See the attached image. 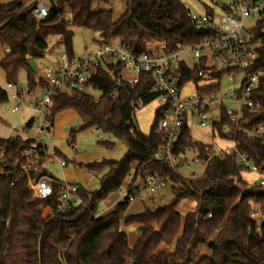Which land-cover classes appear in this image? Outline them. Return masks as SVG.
Here are the masks:
<instances>
[{"label":"trees","instance_id":"trees-1","mask_svg":"<svg viewBox=\"0 0 264 264\" xmlns=\"http://www.w3.org/2000/svg\"><path fill=\"white\" fill-rule=\"evenodd\" d=\"M30 1H0V46L8 49L0 63L7 82L17 84L19 74L25 71L27 85L34 94L44 82L29 67L28 56L37 62L42 59L51 36H58L59 44L74 56L73 27L98 32L102 42H123L134 53L144 52L153 41L175 47L213 37L210 28L198 27L181 0H125V12L118 19L110 9L95 11L94 0H47L51 8L44 20L32 14ZM260 37L262 45L257 48L253 71L264 68V34L258 30ZM184 76L198 81L196 71L187 70ZM116 79L103 69L96 72L88 85L91 91L100 92L98 100L91 91L73 89L59 90L53 97V122L57 114L72 109L81 120V129L97 127L128 147L119 160L86 165L93 173L106 171L93 189L76 183L80 205L59 210L56 184L49 197L34 198L22 168L28 162L22 151L33 141L21 136L0 138V156L4 154L9 165L0 179V264H264V224L260 234L251 217L253 206H260L264 212V191L243 178L245 167L233 155L214 156L213 147L194 141L189 128L182 131L173 152L196 151L207 164L204 172L188 178L168 164L157 162L154 154L165 145V135L156 129L161 108L148 134L141 132L135 110L137 102L143 106L156 99L157 93L152 91L154 77L142 74L133 85L122 82L117 95L110 97L107 93L116 87ZM255 97L260 105L245 109L240 122L243 130L233 129L228 137L220 128L218 133L235 141L241 152L264 169V132L256 137L247 132L264 124V78ZM8 101L7 90L0 87V104ZM32 123L31 119L24 130ZM98 143L107 148L114 146L110 141ZM65 160L68 166L70 160ZM134 163L136 172L151 169L168 176L172 201L132 214H127L129 202H118L111 212L98 216L100 203L123 186ZM42 175L53 176L44 166L34 177ZM184 199L193 200L195 207L183 219L177 207ZM48 206L52 213L44 215ZM134 223L139 225L141 237L130 245L123 226ZM161 244L173 245V250L158 252Z\"/></svg>","mask_w":264,"mask_h":264},{"label":"built area","instance_id":"built-area-1","mask_svg":"<svg viewBox=\"0 0 264 264\" xmlns=\"http://www.w3.org/2000/svg\"><path fill=\"white\" fill-rule=\"evenodd\" d=\"M205 1L208 4H204L202 14L189 9V15L196 21L198 27L210 28L213 37L195 44H177L173 47L166 42L153 41L147 45L144 52L134 53L125 43L115 40L109 43L102 42L86 58H76L67 52L63 53L57 69H47L41 77L44 82L40 88L42 95L31 105L32 126L37 122L38 131L44 137H49L54 123L51 120L54 95L62 89L90 93L92 88L88 83L99 69L117 78L116 87L107 93L110 97L117 95L122 82L133 85L139 81L142 74H150L154 77L152 91L157 93L155 100L162 111L156 129L158 133L165 135V145L154 154V159L159 163L168 164L181 175H186L182 171L186 166V154L177 155L173 148L182 131L185 128L190 129L189 120L195 118L201 126H206L210 119L209 108L219 105L222 114L213 118L214 129L220 128L225 137L230 136L233 129L243 130L240 122L245 109L260 105L255 95L259 93L264 78V68L253 71L258 59L257 48L262 45V38H258V30L264 34V0ZM29 4L32 14L38 20H44L48 16L51 6L47 0H31ZM65 18L70 19L68 12L65 13ZM246 20H250V23ZM187 70L196 71L198 81L192 78L185 79ZM237 74L243 75L241 87L235 88L232 94H226V99L220 98L222 79L229 76L231 81L235 82ZM218 75L222 77L219 78ZM188 86L191 87L190 90H187ZM6 90L9 100L14 101L12 111L19 110L25 105L24 95H34L28 85L24 92L14 83L6 82ZM140 107L141 103L137 102L136 113ZM247 132L252 137L261 136L264 124L248 129ZM43 140L44 138L37 145L33 143L31 147L22 151L28 159L22 168L26 173L32 196L47 198L54 193L56 184L60 191L59 210L69 205H80L81 201L75 195L78 190L75 182L54 175L34 177L52 156ZM226 140L231 144L218 150L213 147L212 154L220 157L226 154L235 156L239 165L256 175L253 184L264 191V169L256 166L246 153L241 152L235 141ZM70 145L75 148L73 140ZM195 160L201 161L198 156ZM56 161L62 168L67 166L65 158L57 157ZM6 162L7 158L2 154L0 179L9 168ZM127 178L121 202L131 203L146 194L153 195L170 184L168 176L151 169L129 173ZM50 213L52 209L48 206L44 215ZM251 217L256 223L258 233L261 234L264 212L260 206L252 207Z\"/></svg>","mask_w":264,"mask_h":264},{"label":"rangeland","instance_id":"rangeland-1","mask_svg":"<svg viewBox=\"0 0 264 264\" xmlns=\"http://www.w3.org/2000/svg\"><path fill=\"white\" fill-rule=\"evenodd\" d=\"M181 2L190 10H194L198 14H202L204 11V4H208L205 0H181ZM114 7V18H120L126 9V2H117L113 5ZM110 7L103 5H94V10L109 9ZM250 23V20H246ZM74 36L72 41L73 55L76 58H86L91 52H94L102 43V39L98 32L82 27H73ZM60 38L58 36H51L48 39V48L42 59L38 61L39 75L44 76V72L47 69H57L58 61L63 53L66 52L64 46L59 44ZM3 49L0 46V50ZM242 74L235 76L236 81L233 82L229 76H225L221 81V91L219 93L220 98L226 99V94H232L234 89H239L242 83ZM17 87L26 92L27 88V73L21 71L18 78V83L15 84ZM191 87H187L190 90ZM91 93L99 97L100 92L91 91ZM34 95L41 96L42 91L38 90ZM24 95L25 105L16 111H12L11 107L14 101L10 99L8 102L0 104V137H12L15 135H23L28 139H31L35 145H37L41 139L44 138L43 143L48 146L50 154L52 156L46 161L45 168L48 169L54 176L63 178L67 170L77 172L78 176L75 179V183L84 185L87 188H95V183L98 182L99 178L106 171L103 170L100 173H93L86 167L87 164L98 162L102 160H119L126 153L128 147L127 144L121 140L116 139L110 134H105L102 130L97 127H91L87 129H77L81 127L82 123L78 115L75 114L72 120L58 129H53L49 137H44L38 131V123H34L32 127L23 129L26 123L32 118V110L30 102L34 100L35 96ZM36 98V97H35ZM230 106L229 104H227ZM159 108L157 100H153L147 105H143L136 113L137 122L142 133L148 134L151 126L154 122L156 111ZM210 119L206 126H201L197 119L193 118L189 120V127L191 136L194 141L202 142L214 147L215 150L222 149V147L230 145V141L221 138L218 130L214 129L213 118L221 116L222 112L219 105H213L209 108ZM62 113H60L61 115ZM27 117V118H26ZM72 134L75 135V148L70 145V138ZM99 140L114 142V146L107 148L99 144ZM58 149L62 154L70 160L67 167L62 168L56 161L57 157H62L56 153ZM198 153L194 150H189L186 153V166L182 169L183 175L188 178H196L201 175L205 168L206 163L202 161H196ZM64 158V157H62ZM83 176H88L90 181L85 184ZM256 175L250 171H243V178L248 182L249 185L255 183ZM126 182V180H125ZM94 183V184H93ZM98 185V184H97ZM127 184L114 192V196L121 197ZM172 184H168L163 190L153 194H146L144 197H139L143 204L142 210L145 208L154 210L159 206L167 205L172 201ZM132 204V203H131ZM104 201L99 205L97 214L100 215L104 210ZM195 207V202L191 199H184L180 202L178 208L182 212L183 216L189 210ZM124 231L130 235V233H136L138 227L131 224L124 228ZM173 245L170 250H173ZM206 252V249L204 250Z\"/></svg>","mask_w":264,"mask_h":264},{"label":"crops","instance_id":"crops-1","mask_svg":"<svg viewBox=\"0 0 264 264\" xmlns=\"http://www.w3.org/2000/svg\"><path fill=\"white\" fill-rule=\"evenodd\" d=\"M122 2L123 0H94V5H100V3H102L103 5H105V6H109L110 8V10H112L113 11V13H114V7H113V5L115 4V3H117V2ZM7 53H8V49L7 48H3V49H1L0 50V62H1V60L3 59V58H5L6 57V55H7ZM37 67H38V69H39V66H38V62H37ZM40 71V70H39ZM6 82H7V76H6V71L4 70V68L1 66V63H0V87L1 88H3L4 90H6ZM35 97L37 98V97H39V96H37V95H35ZM34 97V100L32 101V102H30V105H32V104H34L35 102H36V98ZM62 114L60 115V113L59 114H57L56 115V117H55V119H54V123H53V129H55V128H57V131H58V129H60L62 126H63V124H65V123H67L69 120H72V118H74L75 116V114H73V113H76V115H78L77 114V112L75 111V110H72V109H69V110H65V111H63V112H61ZM27 118V117H26ZM31 120V119H30ZM29 120V121H30ZM28 121V122H29ZM28 123H26V125H27ZM24 128H25V126H24ZM23 128V129H24ZM77 129H81V127H79V128H77ZM16 136H21L23 139H28L27 137H24L23 135H15V136H12V137H16ZM1 138V137H0ZM4 138H6V137H4ZM7 138H11V137H7ZM70 140H73V142H74V144H75V135L74 134H72V136H71V138H70ZM56 153L58 154V155H63L62 154V152H60L58 149H56ZM64 156V155H63ZM65 157V156H64ZM66 158V157H65ZM136 166H137V164L136 163H134L133 164V167H132V171L130 172V173H134L135 171H136ZM67 167V166H66ZM54 175V174H53ZM65 176H66V178L67 179H69L70 181H72V182H75V179L77 178V176H78V174H77V172H74V171H70V170H67L66 172H65ZM83 178H84V181L86 182L85 184H88L89 183V181H90V178H88V176H86V178H85V176H83ZM126 180V182L124 181V183L125 184H127V182H128V178H126L125 179ZM123 183V184H124ZM94 184V183H93ZM97 184H98V182H96L95 183V186H97ZM89 189H93V188H89ZM114 193V192H113ZM113 193H111L105 200H103L104 201V210L102 211V213L100 214V215H98V216H103V215H105V214H107V213H109V212H111L114 208H115V205L118 203V202H121V199H122V196L121 197H115L114 196V194ZM151 199H153V195H152V197H151ZM132 203V204H131ZM130 203V205H129V208H128V210H127V214H132V213H138L140 210H142L143 208V204L141 203V201H140V199H135V200H133L132 202ZM179 206V205H178ZM178 208V207H177ZM194 209V208H193ZM192 209V210H193ZM178 210H179V208H178ZM180 211V210H179ZM190 211V210H189ZM188 212V211H187ZM186 212V213H187ZM180 213L182 214V212L180 211ZM185 213V214H186ZM185 216V215H184ZM184 216H183V214H182V217H183V219H184ZM133 225H135V226H139L138 224H136V223H134ZM123 228H125V226H123ZM127 236H128V241H129V244L130 245H135L138 241H139V239H140V237H141V233L140 232H136V233H130V235H128L127 234ZM171 247H172V245H165V244H161L160 246H159V248H158V252H170L171 250Z\"/></svg>","mask_w":264,"mask_h":264},{"label":"water","instance_id":"water-1","mask_svg":"<svg viewBox=\"0 0 264 264\" xmlns=\"http://www.w3.org/2000/svg\"><path fill=\"white\" fill-rule=\"evenodd\" d=\"M28 58H29V61H28V65H29V67L36 73V74H38L39 73V69H38V67H37V61L35 60V59H33V58H30L29 56H28ZM206 159H208V157H206ZM98 188H100V186H98Z\"/></svg>","mask_w":264,"mask_h":264}]
</instances>
